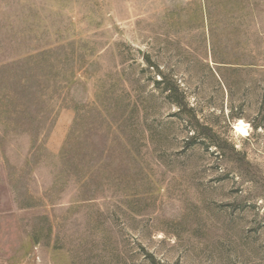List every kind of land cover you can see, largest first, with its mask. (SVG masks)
Returning <instances> with one entry per match:
<instances>
[{
  "label": "rangeland",
  "instance_id": "1",
  "mask_svg": "<svg viewBox=\"0 0 264 264\" xmlns=\"http://www.w3.org/2000/svg\"><path fill=\"white\" fill-rule=\"evenodd\" d=\"M0 264H264V0H0Z\"/></svg>",
  "mask_w": 264,
  "mask_h": 264
},
{
  "label": "bare ground",
  "instance_id": "2",
  "mask_svg": "<svg viewBox=\"0 0 264 264\" xmlns=\"http://www.w3.org/2000/svg\"><path fill=\"white\" fill-rule=\"evenodd\" d=\"M234 130L236 133H238L240 135H245L248 132L247 131V125L245 123H243L242 121H238L234 125Z\"/></svg>",
  "mask_w": 264,
  "mask_h": 264
},
{
  "label": "trees",
  "instance_id": "3",
  "mask_svg": "<svg viewBox=\"0 0 264 264\" xmlns=\"http://www.w3.org/2000/svg\"><path fill=\"white\" fill-rule=\"evenodd\" d=\"M177 106H179V107H182V104H181V102L177 103Z\"/></svg>",
  "mask_w": 264,
  "mask_h": 264
}]
</instances>
